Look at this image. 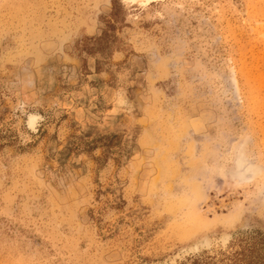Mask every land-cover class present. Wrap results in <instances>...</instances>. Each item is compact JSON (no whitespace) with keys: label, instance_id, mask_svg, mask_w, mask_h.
I'll list each match as a JSON object with an SVG mask.
<instances>
[{"label":"rangeland","instance_id":"1","mask_svg":"<svg viewBox=\"0 0 264 264\" xmlns=\"http://www.w3.org/2000/svg\"><path fill=\"white\" fill-rule=\"evenodd\" d=\"M117 3L0 0V264H264V0Z\"/></svg>","mask_w":264,"mask_h":264},{"label":"trees","instance_id":"2","mask_svg":"<svg viewBox=\"0 0 264 264\" xmlns=\"http://www.w3.org/2000/svg\"><path fill=\"white\" fill-rule=\"evenodd\" d=\"M122 6H120L117 3V0H113V7L112 10L110 12V15L108 16L109 18L104 17V22H105V26L102 28V32L99 36H94V37H89L87 38L88 41H103L105 39H108L109 37L112 36V31L116 28V25L118 22L122 21L121 15H122V10H121ZM113 42V41H112ZM114 42L111 43L110 47H114ZM92 49V48H91ZM102 49V48H98ZM249 235H252L251 233H249ZM258 239L257 242L259 247L261 248V241H264V237L261 235L260 232H258L257 234ZM256 262L253 264H258V261L255 260ZM248 264V263H247ZM251 264V263H249Z\"/></svg>","mask_w":264,"mask_h":264},{"label":"bare ground","instance_id":"3","mask_svg":"<svg viewBox=\"0 0 264 264\" xmlns=\"http://www.w3.org/2000/svg\"><path fill=\"white\" fill-rule=\"evenodd\" d=\"M33 120H34V119H33ZM31 121H32V120H31ZM239 173H240V172H239ZM241 174H242V173H241ZM249 175H250V174H249ZM237 176H238V174H237ZM239 176H240V175H239ZM239 176H238V177H239ZM240 177H241V176H240ZM243 177H244V176H243ZM243 180H245V179H243ZM222 237H223V236H222ZM206 240H207V239H206ZM207 241H208V240H207ZM205 243H206V242H205ZM207 243H208V242H207ZM207 243H206V244H207ZM202 244H203V243H202ZM206 244H205V245H206ZM208 245H209V243H208ZM194 247H195V246H194ZM196 249H197V248H196Z\"/></svg>","mask_w":264,"mask_h":264}]
</instances>
